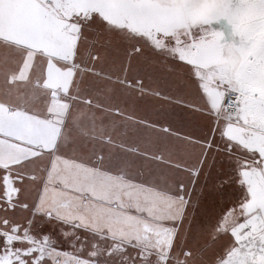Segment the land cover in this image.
<instances>
[{"label": "snow or ice", "instance_id": "6c2138e0", "mask_svg": "<svg viewBox=\"0 0 264 264\" xmlns=\"http://www.w3.org/2000/svg\"><path fill=\"white\" fill-rule=\"evenodd\" d=\"M0 264H264V0H0Z\"/></svg>", "mask_w": 264, "mask_h": 264}]
</instances>
